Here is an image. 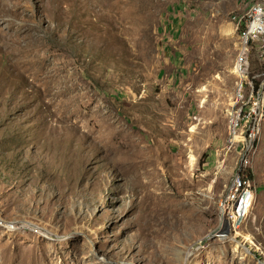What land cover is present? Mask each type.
Wrapping results in <instances>:
<instances>
[{
  "label": "rangeland",
  "instance_id": "rangeland-1",
  "mask_svg": "<svg viewBox=\"0 0 264 264\" xmlns=\"http://www.w3.org/2000/svg\"><path fill=\"white\" fill-rule=\"evenodd\" d=\"M247 6L0 0V264H264V59L233 20ZM252 109L257 195L226 231L233 118Z\"/></svg>",
  "mask_w": 264,
  "mask_h": 264
},
{
  "label": "bare ground",
  "instance_id": "bare-ground-1",
  "mask_svg": "<svg viewBox=\"0 0 264 264\" xmlns=\"http://www.w3.org/2000/svg\"><path fill=\"white\" fill-rule=\"evenodd\" d=\"M242 1L248 3L246 13L242 16L234 15L233 20L237 23V26H240L241 24L245 25V31L243 34V41L245 43L244 46L246 47V45L255 46V44H264V35L251 36L252 13L255 11H264V0ZM242 51L243 52L236 63L235 70L237 73L243 72L247 69V57L244 55L246 53L244 48H242ZM255 51H257L258 55H260L259 47H256ZM249 101L251 100L249 99ZM255 110L252 109L248 112H240L238 116L236 115L233 118V123L236 120L235 124L239 125L240 123V126L243 127V131H240L242 137L240 153L241 157L238 171L231 180L225 195L221 198L219 203L220 208L223 209L221 223L224 225V230H226L227 227L229 228V225H233L235 227H239L241 225L243 221L242 219L246 214L249 213L255 198V192L250 185V182H245V178L247 177L245 169L249 163L250 157L255 153L257 140L261 134L262 118L261 116L259 117L258 112ZM248 121H253V130L246 135L244 141V131L248 128ZM234 136L236 137L235 133ZM231 188L232 191L230 192Z\"/></svg>",
  "mask_w": 264,
  "mask_h": 264
},
{
  "label": "built area",
  "instance_id": "built-area-1",
  "mask_svg": "<svg viewBox=\"0 0 264 264\" xmlns=\"http://www.w3.org/2000/svg\"><path fill=\"white\" fill-rule=\"evenodd\" d=\"M258 35H264V11H255L252 13L251 36H258ZM255 47L260 48V57L264 59V44H255ZM252 78H253V83H254L255 76ZM253 121H254V117H253ZM253 121H248V128L244 131V141H245L246 135L253 130ZM231 191H232V188L230 192ZM241 208H242V202H241ZM221 211L223 213L222 208H221Z\"/></svg>",
  "mask_w": 264,
  "mask_h": 264
},
{
  "label": "trees",
  "instance_id": "trees-1",
  "mask_svg": "<svg viewBox=\"0 0 264 264\" xmlns=\"http://www.w3.org/2000/svg\"><path fill=\"white\" fill-rule=\"evenodd\" d=\"M241 25H243V26H241ZM241 25L239 27H241L243 29V32H244L245 31V25L244 24H241ZM254 82L256 84V81H254ZM245 182H250L251 183V181H250L248 176L245 178Z\"/></svg>",
  "mask_w": 264,
  "mask_h": 264
},
{
  "label": "water",
  "instance_id": "water-1",
  "mask_svg": "<svg viewBox=\"0 0 264 264\" xmlns=\"http://www.w3.org/2000/svg\"><path fill=\"white\" fill-rule=\"evenodd\" d=\"M228 230V229H227ZM226 230V231H227ZM210 237V235H207L206 237H205V239L204 240H202L200 243L202 244L207 238H209Z\"/></svg>",
  "mask_w": 264,
  "mask_h": 264
},
{
  "label": "crops",
  "instance_id": "crops-1",
  "mask_svg": "<svg viewBox=\"0 0 264 264\" xmlns=\"http://www.w3.org/2000/svg\"><path fill=\"white\" fill-rule=\"evenodd\" d=\"M252 188H253V187H252ZM257 189H258V188H255V187H254V192H255L256 195H257ZM255 199H256V198H255Z\"/></svg>",
  "mask_w": 264,
  "mask_h": 264
}]
</instances>
